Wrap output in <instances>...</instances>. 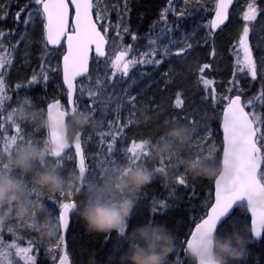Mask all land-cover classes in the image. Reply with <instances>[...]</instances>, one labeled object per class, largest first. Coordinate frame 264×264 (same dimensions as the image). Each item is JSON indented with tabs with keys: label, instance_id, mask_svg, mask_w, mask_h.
<instances>
[{
	"label": "trees",
	"instance_id": "16d2710c",
	"mask_svg": "<svg viewBox=\"0 0 264 264\" xmlns=\"http://www.w3.org/2000/svg\"><path fill=\"white\" fill-rule=\"evenodd\" d=\"M28 1L30 0H11L8 13L13 14L20 4ZM210 1L214 3L215 0H203L200 4L201 6L209 5ZM104 3L103 10L99 11L101 14L107 11L113 18L115 16L124 17L123 20L125 19L131 35L138 36L135 46L138 48L136 51L140 58L150 53L151 48L146 40V25L150 20L159 17L165 8L171 6L168 0H106ZM198 6L199 3L190 1L182 9L184 16H167V24L173 29L170 35L177 38L178 35L181 36V31H184V34L188 36V46H173L169 55L163 58L159 53L155 57L149 54L146 58L162 59V63L158 66L137 65L130 73V78L135 77V83L130 86L128 95L136 96L134 105L128 103L123 95V90L129 87L130 78H124V82H120L121 77L117 76L116 82L113 83L112 70L106 67V61L92 58L88 77L95 79V82L99 78L103 82V89L99 97L85 100V102L91 101L88 106L93 103V100L96 101L95 114L88 119V125L79 132L86 160L87 183L93 178L95 182L102 179L103 164L109 158L114 159L121 167L129 164L128 158L131 154L127 152V148L131 147L133 141L137 143L144 140L155 141L167 127L174 124L183 125L191 134V141L183 152L185 157H206L209 150L215 146L216 158L210 161L220 168L222 150L220 118L222 108L227 102L224 99L226 96L240 94L245 100L248 96L255 94L257 101H260L258 114L264 120V97H261V91L264 90V0L257 2L259 12L249 33L254 59L259 66L255 81L246 75V70L244 73L239 72L236 64L237 39L241 34V24L236 20H229L225 27L215 33L209 31L203 25V21L197 27L193 21L196 17L194 11L198 10ZM97 12L94 9L95 15ZM177 24L181 26L178 35ZM13 26L19 27L17 34L8 36L15 46L10 48L8 44L11 53L6 55L12 62L0 69V74L5 80L11 97V100L5 101L4 115L6 116L13 108L22 105L20 100L28 97L32 102V107L38 109L39 112L41 109L44 110L43 114L40 112L43 118L46 116L45 107L48 102L60 99L66 106V94L62 88L59 71L63 48L54 50L47 48L42 41L43 29L41 27L27 33L22 40L19 34L23 27L11 23L10 30L15 29ZM180 49L184 51L177 55ZM205 64L209 67L204 68ZM8 67L11 68L9 75L3 72ZM201 69H203L202 72ZM45 73L49 76L48 81L42 78ZM34 75L38 83L30 85L29 81ZM88 77L80 82V85L89 88L86 83L89 80ZM20 78L26 86L14 90L13 84ZM202 78L211 81L208 88L204 87ZM90 91L93 89L90 88ZM178 98L182 102L179 108L175 106ZM76 100L79 107L78 113L81 114L88 106L79 95ZM247 110L250 111V108L248 107ZM17 122L21 124L26 139H32L33 143H40L47 138L44 130L37 131L28 123ZM6 126L8 135L15 134L11 125ZM193 127L196 131L192 130ZM261 127L264 132V124ZM117 132L120 135L117 136L113 150L109 153L107 144L112 142V134ZM209 132L211 135L208 134ZM47 159L54 164L53 158L48 157ZM3 162L0 160V165ZM138 163H145L149 168L159 166L149 157ZM77 168L76 161L69 151L62 159L61 173L67 175L71 169L73 174H76ZM178 173L186 179V186L177 185ZM215 178L193 179L185 174L183 169H177L167 183L160 178L154 179L152 183L134 194V207L127 223V230L131 231L141 225H163L175 237L174 251L167 258L168 264H188L185 243L195 223L206 215L212 203ZM82 193L83 188L81 193L76 195L57 194L51 198L46 194L43 196L45 205L54 207L57 211L59 202L74 201L77 203L82 198ZM161 201L167 205L166 208L160 209ZM153 207L157 209L156 212L152 211ZM233 221L243 227L249 240L246 256L240 264H264V235L259 241L253 238L248 213L242 207L234 210L232 215L221 224L217 233L226 232ZM0 235L8 243L17 237L22 238V242L24 238L31 241L37 234L14 227L13 234L3 231ZM33 241L36 251L31 255L36 254V264H56L62 252L60 240L50 252L45 238L37 237V240ZM65 241L72 264H115L114 260H109V257L127 247L124 239L115 232L111 234L87 232L74 210L70 212ZM13 259L15 264H23V261H19L18 258Z\"/></svg>",
	"mask_w": 264,
	"mask_h": 264
},
{
	"label": "snow or ice",
	"instance_id": "6c2138e0",
	"mask_svg": "<svg viewBox=\"0 0 264 264\" xmlns=\"http://www.w3.org/2000/svg\"><path fill=\"white\" fill-rule=\"evenodd\" d=\"M185 3L188 0H184ZM233 0H217L215 4V18L210 21L207 26L211 31L219 29L221 25L229 18V5ZM33 3L38 6L37 8L29 9L28 5H25L17 10L14 16L15 22L19 23L21 16H25L24 24L33 23V18L43 17L44 24V36L46 44L53 47L61 45L62 38H66L67 50L63 55V83L67 87V107L62 104L60 99H55L54 102L48 103L46 107V117L54 129L59 123L70 114L78 112V101L74 98V93L77 92L78 87L81 93H83V87L79 85L78 78L87 77L89 73L90 64V52L94 46L95 56L97 58L105 56V44L107 43L106 35L102 34L108 32V28L104 27L98 29L97 24L93 22V8L95 0H71V5L74 6L75 16L69 20V3L66 0H33ZM172 0H169L171 5ZM170 11V8H165L161 13V16ZM258 7L256 0H249L247 9L243 13V20L245 22H254L257 19ZM180 16H184L185 13L181 11ZM102 14L98 11L96 13V20H101ZM0 19H6V13H0ZM119 27V25H117ZM173 31L172 27L164 24L159 31H155V25L150 30L148 36L149 42L153 45L150 53L145 54L141 58L137 59L134 56L130 57L133 45L123 46L121 44L119 50L116 52L113 59L110 61V67L112 70V82L115 83L117 76L121 77L120 82H124V78H130V73L137 65H160L162 59H148L147 55L155 57L157 53L163 58L169 55L171 47L182 43L186 40V37L181 40L173 38L170 33ZM124 32H129L127 27L124 28ZM250 28L246 23L243 27V31L238 40V53L236 54V64L238 65V71L249 75L253 81L258 76V64L254 59L253 50L249 44ZM10 35L0 31V49L4 48L3 37ZM138 37L133 34L132 40L136 41ZM123 40V37H121ZM190 47V45H189ZM184 49H180L176 54L179 55ZM242 53V56L240 55ZM11 59L6 56L0 55V69L4 68L5 64H11ZM209 65L205 64L204 68H208ZM203 69H201V72ZM43 80L48 81L49 76L45 73ZM90 80L91 77H88ZM203 85L208 88L211 81L203 79ZM37 77L34 75L29 81L30 85L37 84ZM129 87L123 90L124 97L127 98V102L134 105L136 96H129L130 86L135 83V77H131L128 80ZM234 83V81H233ZM18 89L23 87L21 84H17ZM6 84L2 74H0V131H6L5 124H10L15 134L3 136V152L7 155L11 154L12 149L23 143H33L32 139H26L23 134V129L20 123L12 117L13 108L5 116L6 100H11V97L5 94ZM103 82L98 78L96 81L95 90L89 91L87 95L89 98L99 97L102 94ZM231 91V89H229ZM261 97H264V90L261 91ZM213 99L215 100V91L213 90ZM227 105L223 108V148L222 159L220 160V169H222V175L215 179V198L214 203H211L206 215L200 218L195 223L194 230L190 233V238L186 241V248L192 247L194 244L200 242L205 235L213 230H217V224L222 217L228 216L234 209V206L240 204L245 199H250L253 195L264 193V132H262L261 125L264 124V120L254 112L246 111V104L241 102V96L235 95L234 97L226 96ZM95 100L88 106L90 110H85L81 114L87 119L91 118L95 114ZM22 105L32 107L30 98L24 97L20 100ZM181 101L177 99L176 107H181ZM252 103L251 101L248 102ZM41 114L44 110H40ZM196 131L195 127L192 128ZM211 135V132L208 133ZM120 135L119 132L112 134V142L107 144L109 153L113 150V144ZM45 142H51L57 146V151L50 154V158H56L54 164L59 168L62 167V157L66 153V150L70 148L59 144L58 137L53 131ZM147 140L137 143L132 142L131 147L127 148V152L130 153L128 158L129 164H137L145 166V163H138L147 156ZM75 158L77 159V167L79 174L82 177V185L84 183V177L86 173V164L84 150L81 144V135L77 134L74 141ZM209 160H215V146H213L208 155L205 157ZM4 166V164H3ZM158 167V166H157ZM121 169V166L114 160L109 158L103 164L104 174H113ZM227 174V180L222 182L223 175ZM88 182H95V179H90ZM176 183L179 186H186V179L182 174H177ZM31 195V194H30ZM71 196V194H69ZM75 206L74 202H59L58 203V217L52 220L58 221V229L56 231H62L69 228V213ZM160 209H164L167 205L164 202H160ZM153 212H156L155 207L152 208ZM248 212L251 214V234L253 237L259 239L261 237V230L264 229V208L250 207ZM22 227V226H17ZM3 230H0L2 233ZM14 228L9 229L8 233L13 234ZM59 240L62 243L64 236L61 234ZM33 248L31 246L23 247L18 243H6L2 235H0V264H15L14 257L19 261H23V264H36V256L31 255ZM59 264H69L68 255L62 254L59 257Z\"/></svg>",
	"mask_w": 264,
	"mask_h": 264
},
{
	"label": "clouds",
	"instance_id": "9594fccd",
	"mask_svg": "<svg viewBox=\"0 0 264 264\" xmlns=\"http://www.w3.org/2000/svg\"><path fill=\"white\" fill-rule=\"evenodd\" d=\"M16 121L28 123L35 130H44L46 137L54 131L59 144L70 145L88 119L78 113H70L54 129L47 117H41L38 109L26 105L17 106L12 112ZM23 143L15 146L0 168V230L9 231L22 226L35 232L41 239L51 236L56 225L39 199L30 194L76 195L83 188L82 198L75 203L80 222L89 233L111 234L122 237L127 247L110 256L115 264H168L173 253L175 237L163 225H141L127 230V223L134 207V194L160 178L167 183L177 169L193 179L220 177L222 169L205 157L187 158L183 155L191 141L189 130L174 124L155 141L147 142V156L159 166L149 168L137 164H125L113 174H104L99 182L81 183L80 174L63 175L60 168L47 158L57 151L51 142ZM223 175V181L227 180ZM246 211L250 207L264 208V193L253 195L239 204ZM226 217V216H225ZM222 217L218 224L225 218ZM217 224V226H218ZM249 240L242 226L233 221L224 233L211 231L203 239L186 248L188 264H240L245 258Z\"/></svg>",
	"mask_w": 264,
	"mask_h": 264
},
{
	"label": "rangeland",
	"instance_id": "374dc122",
	"mask_svg": "<svg viewBox=\"0 0 264 264\" xmlns=\"http://www.w3.org/2000/svg\"><path fill=\"white\" fill-rule=\"evenodd\" d=\"M10 1L11 0H0V13H6V19H0V31H3L5 33H10V35H14V34H17V31H18L19 27L13 26V28H15V29L10 30L11 29V27H10L11 23L13 25H19V26L21 25L23 27V29L20 31V34H19L20 35L19 37L21 39L27 33L31 32L35 28L38 29L39 27H41L43 29L44 20H43L42 16H40L38 18L34 17L33 18L34 22L33 23H29L27 25H25L24 22H23L24 19H25V16H21V19H20L19 23L15 22V20H14L15 13L17 12V10L19 8H21V7L25 6V5H28L29 9H33V8H37L38 7V6H36L33 3V0H30V1L26 2V3L20 4V7L18 9L14 10L13 14H11V15L8 13L9 8H10ZM105 1L106 0H95V5H94L93 10L95 9L97 11H102L103 8H104L103 5L105 4L104 3ZM190 1H194V2L199 3V4L201 2H203V0H188V2L185 3L184 0H177L176 3H174L173 5H171L169 7L170 11H168L164 15V17H162L160 15L159 17H157L155 19V23H154L155 24V29H157V28L160 29L161 27L164 26V24L167 22V15L171 14V15H174V16H180L179 13L182 11V9L184 8V6L186 4L188 5L190 3ZM257 2H258V0H256V4H257ZM248 3H249V0H236L235 13H234L233 19L240 18L241 21H239V22L237 21V22L241 24V34H242V31H243V27L245 26L246 23L249 24L248 26L252 25V23H253V22H245L243 20V18H242L243 17V13L247 9V4ZM102 16H105V18L104 19L102 18L101 20H96V21L99 24L101 29L104 28V27L108 28V32L106 34L104 33V35H106V40H107L106 57H105L104 60L106 61V67L107 68L108 67L111 68L110 67V61H111V59L114 58V56H115L116 52L119 50L121 44H123V46L126 47L128 45H134L135 42L132 40V35H131L130 32H124V28H125V24H124V20H123L124 17L115 16L113 18L111 16L110 18H108L109 17V13L107 11H103ZM95 17H96V15H95ZM117 25H119V27H117ZM241 34H240V36H241ZM121 37H123V40H121ZM239 37L237 39V44H238ZM42 38H43L42 41L45 43L44 29H43V37ZM2 39H3V42H4V48L0 49V52H1L0 55L6 56V55H9V53H11V50H9V49L12 48V46H15V44L13 42H11V39H9L8 35H5ZM8 44L11 46L10 48H9ZM133 49L134 48H132V52L130 53V57H132L133 55H136L134 53ZM240 55L242 56V53H240ZM97 68L99 69V67H97ZM10 71H11V68L8 67L3 72L5 74H9ZM17 80H18V82H15L13 84L14 90H18V88L16 86H17V84H21L20 83L21 78L17 79ZM17 80L13 79V81H17ZM91 81L92 80H88L86 83L89 85V83ZM80 86L83 87V93H81L80 88H79V95H80L81 99L83 100V102H85V100H87V99L90 100L91 98H89V96L87 95V93L90 91V88H87L84 85H80ZM5 94L8 95V96L10 95V93L8 91H6ZM256 98H257V96L255 94H252V95L248 96L245 100H243V103L249 104L248 102L251 101L252 103H250L249 105L251 106V108H253L252 112H254L255 114L258 115V106H259L260 101L258 102ZM6 101H9V100H6ZM89 102H91V101L85 102L87 106H88ZM81 104H83V103H81ZM86 105H85V107H86ZM85 110H88V108H86ZM6 125H10V124L6 123L5 124V128H7ZM7 131H8L7 129H6V131H0L1 132L0 133V136H1V138H0V160L4 161L2 163V165H0V168H2L3 164L6 162V156H5V153L3 152L2 148H3V143H4L3 136L4 135H8ZM76 171H77L76 175H78L79 174L78 168L76 169ZM68 174H73V173H72V171H69ZM86 183H87V174H85V177H84V184H86ZM30 198L31 199H39L44 204V206L46 208V211H47V214L52 219H54L55 217H58L59 209H57V212H56L54 207L47 208V206L45 205V201H44V196L43 195L41 196L39 194L32 193L30 195ZM52 222L56 225V229H58V221L57 220H52ZM16 228L18 230L19 229L20 230L25 229L26 231H29L25 227H16ZM59 236H60V231H56L55 230V232L51 236L45 238L46 242L48 243L49 252L52 249H54L55 246L57 245V243L59 241ZM37 237L38 236L35 235V237H33V239H31V241L28 238H24L23 242H22V238H18L17 237V239H14V241H11V242H8V243L15 242V243H18L20 246H23V247L31 246L33 248V252H35L36 250H34V246H33L34 241L33 240H37Z\"/></svg>",
	"mask_w": 264,
	"mask_h": 264
},
{
	"label": "bare ground",
	"instance_id": "6f19581e",
	"mask_svg": "<svg viewBox=\"0 0 264 264\" xmlns=\"http://www.w3.org/2000/svg\"><path fill=\"white\" fill-rule=\"evenodd\" d=\"M215 4H216V0L214 1V3H213V1H210L209 2V5H207V4H204V5H202L201 6V4H199V8H198V10L197 11H194V13L196 14V17H195V19H194V24L197 26V27H199L200 26V24H201V22L203 21V25L204 26H206V28L209 30V31H211L210 29H209V27H207L209 24H210V21H211V19H212V17H213V15H214V6H215ZM235 6H236V4H235ZM235 6H232V8L230 9V12H229V20L230 21H232V20H236V21H241L240 20V18H236V19H233V16H234V13H235ZM171 14H169V15H167V16H170ZM111 16H110V14H109V18H110ZM229 20H228V22H229ZM256 21V20H255ZM255 21L252 23V24H254L255 23ZM228 22L225 24V25H222L219 29H221V28H223V27H225L227 24H228ZM155 23V20L154 19H152V20H150L149 22H148V24L146 25V37H147V42L149 43V46H150V48L152 49V47H153V45L149 42V40H148V36H149V34H150V30H152L153 29V25H155L154 24ZM124 24H125V27H127L126 26V21H125V19H124ZM249 25V24H248ZM128 28V27H127ZM249 28H251V25L249 26ZM159 28H157V29H155V31H159L158 30ZM218 29V30H219ZM178 30H180L181 31V26L179 25V24H177V35L179 34V31ZM103 32V31H102ZM212 33H213V31H211ZM138 37V36H137ZM173 38H175V39H178V40H181L182 38H184V37H186V40H183V42L182 43H179L178 45H175V46H179V45H181V46H188V36H186L185 34H184V31H181V36L180 35H178V37L176 38V37H174V36H172ZM22 39H24V37H22ZM135 42V44L133 45L134 47V53L136 54V55H133L135 58H137V59H139L140 58V55H139V53L136 51V49H138L135 45H136V41H134ZM249 44H250V47H251V43H250V40H249ZM45 45H46V47L47 48H49L48 46H47V44H46V41H45ZM59 48H63V52H62V55H63V53H64V44L61 46V47H59ZM171 48H173V47H171ZM252 48V47H251ZM49 49H52V48H49ZM58 49V48H57ZM54 50V49H53ZM62 55H61V57H62ZM61 57H60V65H59V71H60V78H61ZM106 57V56H105ZM105 57L103 58V59H105ZM102 59V60H103ZM90 67H91V64H90ZM9 74H10V72H9ZM8 74V75H9ZM89 74H90V70H89V73H88V76H89ZM87 76V77H88ZM87 77H84L82 80H80L79 81V85H80V82H82L83 80H85V79H87ZM92 81L89 83V88H92L93 90H95V87H96V82H95V79H91ZM20 83H21V85L24 87V86H26L25 85V83L24 82H21L20 81ZM23 87H21V88H19V89H22ZM7 91V88L5 89V92ZM9 92V91H8ZM78 92H79V87H78V90H77V95H76V97H75V99L78 97ZM235 95H240V94H234V95H232L231 97H234ZM241 96V95H240ZM79 97H80V95H79ZM241 98H242V103H243V97L241 96ZM226 104H227V102H226ZM225 104V105H226ZM244 104V103H243ZM246 104V103H245ZM225 105L223 106V108L225 107ZM247 105V107L245 108L246 109V111H248L247 110V108L249 107L250 108V111L252 112V110H253V108H251V106L249 105V104H246ZM223 108H222V111H223ZM259 115V114H258ZM221 117H222V112H221ZM220 122H221V118H220ZM75 140H73L72 142H74ZM82 148H83V145H82ZM84 150V149H83ZM69 151H71V153H72V155H73V157H74V159H75V156H74V153H73V150L72 149H70ZM69 151H67V153L69 152ZM53 160H55L54 158H53ZM75 161H76V159H75ZM76 164H77V161H76ZM85 164H86V160H85ZM69 171H72L71 169L69 170ZM68 171V172H69ZM79 171V170H78ZM73 173V172H72ZM216 179V178H215ZM215 181V180H214ZM84 184V183H83ZM213 189H214V182H213ZM212 195H213V191H212ZM70 202H74V201H70ZM212 202H213V200H212ZM75 203V202H74ZM51 206H49V207H47V208H50ZM210 207V206H209ZM57 212V211H56ZM195 226V225H194ZM264 235V234H263ZM188 239V238H187ZM261 240V239H260ZM187 241V240H186ZM259 241V240H258ZM186 244V243H185Z\"/></svg>",
	"mask_w": 264,
	"mask_h": 264
},
{
	"label": "water",
	"instance_id": "95a60500",
	"mask_svg": "<svg viewBox=\"0 0 264 264\" xmlns=\"http://www.w3.org/2000/svg\"><path fill=\"white\" fill-rule=\"evenodd\" d=\"M169 1V0H168ZM174 0H172V2H173ZM234 1L235 0H233V2H232V4H230L229 5V12H230V9L232 8V6H233V4H234ZM66 2H68L69 3V20H70V22H71V20L74 18V16H75V9H74V6H72L71 5V0H66ZM216 2H217V0H216ZM215 18V10H214V15H213V17H212V19H214ZM211 19V20H212ZM228 20H229V18H228ZM228 20L225 22V24L228 22ZM93 22L94 23H96L97 24V27H98V29H100L99 28V25H98V23H97V21H96V18H95V16H94V13H93ZM225 24H223V25H225ZM222 26V25H221ZM217 30V29H216ZM215 30V31H216ZM102 34H103V32H102ZM104 35V34H103ZM64 44V53H63V55L66 53V50H67V44H66V38H62V41H61V45H57V46H55V47H53L52 45H48L47 44V46L49 47V48H52V49H57V48H59V47H61L62 45ZM106 45H107V43L105 44V55H106ZM95 54V48H94V46H93V48H92V50H91V52H90V62H91V56H92V54ZM63 55H62V57H61V83H62V86H63V89L65 90V92H66V97H67V87H66V85H64V83H63ZM105 57V56H104ZM104 57H100V58H104ZM89 70H90V64H89ZM84 78V77H83ZM83 78H78V82L80 81V80H82ZM76 94H77V92L76 93H74V98L76 97ZM55 100H53V101H50L49 103H52V102H54ZM241 102H242V98H241ZM227 105V104H226ZM225 105V106H226ZM46 107H47V105H46ZM46 107H45V113H46ZM246 110V109H245ZM222 122H223V111H222V117H221V122H220V132H221V135H222V148H223V130H222ZM81 144H82V142H81ZM70 149H72L73 150V153H74V156H75V151H74V142H70V148L69 149H67L66 150V152L67 151H69ZM66 154V153H65ZM65 154L63 155V157L62 158H64V156H65ZM54 159H56V158H54ZM76 159V158H75ZM221 159H222V150H221ZM76 161H77V159H76ZM77 163H78V161H77ZM81 183H82V181H81ZM214 198H215V181H214V189H213V202L212 203H214ZM239 207H242V206H240V205H237V206H234V209L229 213V215L228 216H226L219 224H218V226H217V230L216 231H218V229L220 228V226H221V224L227 219V218H229L231 215H232V213L234 212V210L235 209H237V208H239ZM210 208V207H209ZM209 208H208V210H209ZM71 212V211H70ZM247 213H248V215H249V224H250V230H251V214L247 211ZM69 216H70V213H69ZM194 228H195V226L193 227V229L192 230H194ZM67 230L68 229H66V230H62V231H60V234H62L63 236H64V241L62 242V253H61V255L62 254H67L68 255V253H67V247H66V241H65V237H66V233H67ZM261 237L259 238V239H257V238H255V237H253L255 240H260V239H262V237H263V234H264V229H262L261 230ZM188 238H190V235H189V237ZM185 249H186V244H185ZM68 258H69V264H71V259H70V257H69V255H68ZM56 264H59V258H58V260L56 261Z\"/></svg>",
	"mask_w": 264,
	"mask_h": 264
}]
</instances>
